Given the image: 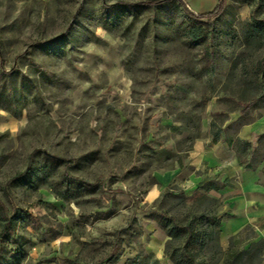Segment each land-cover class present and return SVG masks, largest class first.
Returning <instances> with one entry per match:
<instances>
[{"label": "rangeland", "instance_id": "obj_1", "mask_svg": "<svg viewBox=\"0 0 264 264\" xmlns=\"http://www.w3.org/2000/svg\"><path fill=\"white\" fill-rule=\"evenodd\" d=\"M120 1L149 0H0V203L22 219V264H160L149 244H162L172 264H225L232 238L203 236L217 234L204 221L222 214V201L166 190L140 203L154 174L212 123L222 128L232 114L235 141L264 109V32L250 26L264 22V0H227L213 22L192 21L176 4ZM184 1L197 16L220 2ZM69 27L67 40L48 44ZM198 28L205 36L190 38ZM215 101L229 112L214 111ZM258 143L262 157L264 135ZM165 216L195 223L194 235L172 240ZM242 236V256L228 264H264V239Z\"/></svg>", "mask_w": 264, "mask_h": 264}, {"label": "crops", "instance_id": "obj_2", "mask_svg": "<svg viewBox=\"0 0 264 264\" xmlns=\"http://www.w3.org/2000/svg\"><path fill=\"white\" fill-rule=\"evenodd\" d=\"M211 107L214 111L229 112V106L219 101ZM259 111L236 132L237 138L253 145L247 160L249 165L240 163L231 144L228 128L236 119L230 114L218 140L215 141L211 133L195 140L190 148L179 153L184 157L172 168L155 173V182L147 189L140 204H156L166 190L182 193L188 199L194 193L206 194L211 200L222 201L219 217L223 239H242L247 229L255 232V240L264 239V156L259 157L262 150L258 143L259 136L264 135V109ZM161 245L149 244L148 252L159 258L160 264H172Z\"/></svg>", "mask_w": 264, "mask_h": 264}, {"label": "trees", "instance_id": "obj_3", "mask_svg": "<svg viewBox=\"0 0 264 264\" xmlns=\"http://www.w3.org/2000/svg\"><path fill=\"white\" fill-rule=\"evenodd\" d=\"M226 3H227V0H220V2L216 5L217 7L214 8L212 12H209L207 14H198V16L190 11V9L186 6V3L184 0H149V1H140L138 3L120 1L118 2V5L123 8L127 7V8H139L140 9V8H158V7L166 6L169 4H176L178 7L181 8L183 13L192 21L204 22L206 20L208 22H213L214 20H217L225 13ZM250 26H253L254 28H256V30L260 33L264 32V22L263 21L256 22V23L251 22ZM71 30H72V27H69L60 37L56 38L53 41H49L48 44H54L55 41L59 39L67 40L66 38L68 37ZM189 36L190 38L194 40H199L203 38L205 36L203 28H198L196 30L190 31ZM195 42H199V41H195ZM251 107H252V103L247 104L244 110L247 111ZM222 131H223L222 128L217 127L216 123L211 124V135L214 137L215 141L220 138L221 136L220 134L222 133ZM231 144L233 145L234 149H236L238 153L240 163L243 165H249L247 163V160L250 156L251 151L253 150L252 143L246 140L243 141L238 138L237 140L232 141ZM36 152H39V151H36ZM42 153H45L51 159L57 162L59 161V162L65 163L66 167H70L75 162V159H72V160L63 159L60 157L52 156L50 154H47L46 151H43ZM65 176L67 177L68 180L74 179V180L80 181V179H77L75 177L72 178L67 172ZM25 177H26V173H22L17 176V178L20 181H24ZM174 195L185 197V195L182 193H177ZM192 198L196 200L210 199L206 194L201 195L198 193H194ZM164 219L166 220V223H167L166 227L168 229V236L172 240H174L175 238H182L183 234H187L189 235V237H192L195 233V225H194L195 223H189L187 226H180L174 221L173 218H168L165 216ZM201 219L204 220L205 217H202ZM21 220H22L21 217H19V215L17 214L11 216V213H9L6 206L0 203V264H22L23 261L25 260V256L23 255L24 252L19 247H17L18 242H16L14 239V234H15L14 226L16 222L21 221ZM212 221H213L212 223L207 220L204 222L207 228L211 227L212 230H216L217 234L214 232L209 233L207 232L208 231L207 229L203 233L204 237L211 238L212 236L220 235V227L222 226L221 218L220 217L214 218ZM235 240L236 238L233 237L230 241L231 245L226 252L227 262L225 264H228V262L230 263L234 260H238L242 256L241 253H238L234 250ZM263 241L261 242V244L264 243ZM14 246L17 247L16 250H12V247ZM11 251L12 252L14 251L13 254L15 257L10 256V254L12 253ZM189 260L192 264H198L196 263V260L194 259L193 256H190Z\"/></svg>", "mask_w": 264, "mask_h": 264}]
</instances>
